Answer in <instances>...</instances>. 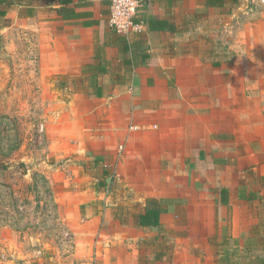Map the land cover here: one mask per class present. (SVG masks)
<instances>
[{
  "label": "crops",
  "instance_id": "0c3cea01",
  "mask_svg": "<svg viewBox=\"0 0 264 264\" xmlns=\"http://www.w3.org/2000/svg\"><path fill=\"white\" fill-rule=\"evenodd\" d=\"M144 1L123 35L108 0H0L55 101L71 264H264V5Z\"/></svg>",
  "mask_w": 264,
  "mask_h": 264
},
{
  "label": "rangeland",
  "instance_id": "374dc122",
  "mask_svg": "<svg viewBox=\"0 0 264 264\" xmlns=\"http://www.w3.org/2000/svg\"><path fill=\"white\" fill-rule=\"evenodd\" d=\"M15 28L0 32V264H71L64 206L45 174L62 163L42 126L55 101L38 77L34 38Z\"/></svg>",
  "mask_w": 264,
  "mask_h": 264
},
{
  "label": "built area",
  "instance_id": "2783aa9c",
  "mask_svg": "<svg viewBox=\"0 0 264 264\" xmlns=\"http://www.w3.org/2000/svg\"><path fill=\"white\" fill-rule=\"evenodd\" d=\"M108 25L118 34L128 35L141 32L146 22L142 16L144 0H108ZM251 3L264 5V0H250ZM137 129V127H131Z\"/></svg>",
  "mask_w": 264,
  "mask_h": 264
},
{
  "label": "trees",
  "instance_id": "16d2710c",
  "mask_svg": "<svg viewBox=\"0 0 264 264\" xmlns=\"http://www.w3.org/2000/svg\"><path fill=\"white\" fill-rule=\"evenodd\" d=\"M145 8V3L142 7V9ZM146 21V18L144 19ZM147 22V21H146ZM21 165H24L23 163H21ZM148 204H152V205H155V201L153 199H149L147 200V205ZM161 212V209L160 208H156L154 209L153 207L151 208H147L145 210V213L142 215L141 217V223L143 224H153L155 226L159 225V222H158V216Z\"/></svg>",
  "mask_w": 264,
  "mask_h": 264
},
{
  "label": "water",
  "instance_id": "95a60500",
  "mask_svg": "<svg viewBox=\"0 0 264 264\" xmlns=\"http://www.w3.org/2000/svg\"><path fill=\"white\" fill-rule=\"evenodd\" d=\"M106 182H107V185L109 186V185H110V182H111V178L108 177V178L106 179Z\"/></svg>",
  "mask_w": 264,
  "mask_h": 264
}]
</instances>
